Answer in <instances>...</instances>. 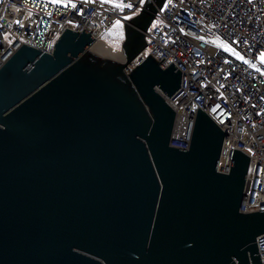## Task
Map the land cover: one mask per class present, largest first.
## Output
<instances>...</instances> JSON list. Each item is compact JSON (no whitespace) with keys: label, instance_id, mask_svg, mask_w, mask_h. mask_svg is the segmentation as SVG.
I'll use <instances>...</instances> for the list:
<instances>
[{"label":"water","instance_id":"obj_1","mask_svg":"<svg viewBox=\"0 0 264 264\" xmlns=\"http://www.w3.org/2000/svg\"><path fill=\"white\" fill-rule=\"evenodd\" d=\"M164 1L123 24L121 62L65 29L0 67V264H261L248 155L219 172L225 134L199 108L188 148L170 146L181 72L151 55L123 71Z\"/></svg>","mask_w":264,"mask_h":264},{"label":"built area","instance_id":"obj_2","mask_svg":"<svg viewBox=\"0 0 264 264\" xmlns=\"http://www.w3.org/2000/svg\"><path fill=\"white\" fill-rule=\"evenodd\" d=\"M144 2L0 0V67L23 44L52 53L65 29L91 31L95 41L116 21L123 25L137 16ZM148 27L146 47L124 73L148 55L161 69L173 63L181 72L180 87L172 97L163 96L176 113L170 146L188 148L199 108L225 134L219 172H228L234 150L249 157L240 212L263 211L264 64L257 57L264 52V0H165ZM256 245L264 264V233Z\"/></svg>","mask_w":264,"mask_h":264},{"label":"bare ground","instance_id":"obj_3","mask_svg":"<svg viewBox=\"0 0 264 264\" xmlns=\"http://www.w3.org/2000/svg\"><path fill=\"white\" fill-rule=\"evenodd\" d=\"M90 49L99 57H105L108 59L115 58L114 60L121 59L119 60L120 62L124 60L122 50L109 47L108 44L103 42L101 37L94 41Z\"/></svg>","mask_w":264,"mask_h":264},{"label":"rangeland","instance_id":"obj_4","mask_svg":"<svg viewBox=\"0 0 264 264\" xmlns=\"http://www.w3.org/2000/svg\"><path fill=\"white\" fill-rule=\"evenodd\" d=\"M116 23L117 21L113 23V25L110 28H108V30L103 34L101 38L104 43L108 44L109 47L121 50V43L124 39L123 25L119 22L120 27L116 28L114 27ZM114 59L112 58L110 60H114ZM116 61L118 60L116 59Z\"/></svg>","mask_w":264,"mask_h":264},{"label":"snow or ice","instance_id":"obj_5","mask_svg":"<svg viewBox=\"0 0 264 264\" xmlns=\"http://www.w3.org/2000/svg\"><path fill=\"white\" fill-rule=\"evenodd\" d=\"M49 2H51V3H53V4H57V3H59V0H49ZM85 2H87V0H85ZM105 2H107V0H101V3H105ZM73 6H74V5H73ZM125 6H127V7H129V8L131 7L130 4H129V5H124V4H113V7H118V8H123V7H125ZM17 23H19V21H17ZM21 26H22V25H21ZM114 27H116V28H119V27H120L119 21H117V23L114 25ZM225 50L231 51V50L228 49V48H225ZM233 54L236 55L238 59H243L242 57L239 56L238 53H233ZM257 59L260 61V63L264 64V52H261V53L259 54V56L257 57ZM244 63H248V61L245 60ZM251 67L255 68V65H251ZM257 71H259V69H257ZM262 74H264V73H262Z\"/></svg>","mask_w":264,"mask_h":264}]
</instances>
